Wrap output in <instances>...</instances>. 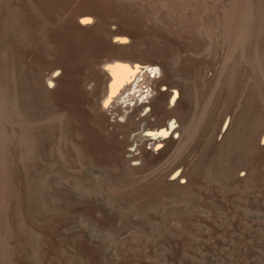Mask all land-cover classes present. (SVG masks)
Instances as JSON below:
<instances>
[{
  "label": "rangeland",
  "instance_id": "obj_1",
  "mask_svg": "<svg viewBox=\"0 0 264 264\" xmlns=\"http://www.w3.org/2000/svg\"><path fill=\"white\" fill-rule=\"evenodd\" d=\"M106 59L162 66L176 145L126 156ZM263 136L264 0H0V264H264Z\"/></svg>",
  "mask_w": 264,
  "mask_h": 264
},
{
  "label": "bare ground",
  "instance_id": "obj_2",
  "mask_svg": "<svg viewBox=\"0 0 264 264\" xmlns=\"http://www.w3.org/2000/svg\"><path fill=\"white\" fill-rule=\"evenodd\" d=\"M115 21L113 19V22ZM92 22L93 19L88 15L81 17V23L84 25ZM114 42L125 45L129 40L117 37ZM58 71L53 70L46 78L49 87L54 88ZM99 72L102 76H92L86 85L89 86L90 94H93L100 111L112 115L105 119V126L112 129L119 139L127 142L124 153L131 158L134 165L138 164V155L153 157L154 151H161L169 142L172 145L177 144L172 138H176L177 134L178 138L180 137V126L170 107L177 101L179 92L175 90L171 96L164 93L167 88H164L162 66L106 59L102 62ZM158 87H162L160 92L157 91ZM135 109L140 121L157 120L159 123L134 130L125 123L127 115ZM261 142L264 143V136ZM182 173L183 170H176L174 178Z\"/></svg>",
  "mask_w": 264,
  "mask_h": 264
}]
</instances>
